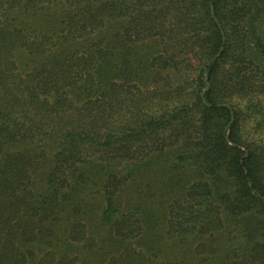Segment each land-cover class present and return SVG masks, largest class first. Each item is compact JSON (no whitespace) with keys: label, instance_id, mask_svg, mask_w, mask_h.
I'll return each instance as SVG.
<instances>
[{"label":"trees","instance_id":"trees-1","mask_svg":"<svg viewBox=\"0 0 264 264\" xmlns=\"http://www.w3.org/2000/svg\"><path fill=\"white\" fill-rule=\"evenodd\" d=\"M0 264H264V0H0Z\"/></svg>","mask_w":264,"mask_h":264}]
</instances>
